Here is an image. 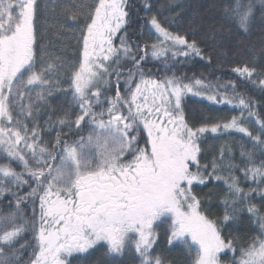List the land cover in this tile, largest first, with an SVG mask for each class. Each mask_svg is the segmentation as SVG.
I'll return each instance as SVG.
<instances>
[{
    "label": "snow or ice",
    "instance_id": "snow-or-ice-1",
    "mask_svg": "<svg viewBox=\"0 0 264 264\" xmlns=\"http://www.w3.org/2000/svg\"><path fill=\"white\" fill-rule=\"evenodd\" d=\"M40 7L38 0H0V203L10 209L0 210V264H72L100 247L112 260L165 264L156 252L162 233L168 245L180 242L194 252L193 264H264V42L231 68L259 89L256 100L233 80L178 73L181 58L211 57L195 31H173L175 19L152 0H143L142 18L156 36L150 45L126 39L131 0H68L66 20L81 25L83 63L69 66L67 80L80 111L74 119L65 112L57 123L95 127L87 136L75 132L71 142L58 133L45 145L38 126L25 123L59 86L53 65L40 67L46 63L37 51ZM220 11L226 25L247 33L258 13L264 20V0H222ZM149 59L161 63L162 76L145 67ZM55 67L57 74L63 69ZM33 85L45 88L38 102L25 104ZM102 96L108 106L97 110ZM185 97L238 115L190 125ZM206 133H240L247 142L236 151L222 147L202 163ZM209 183L222 190L201 198L200 186ZM213 195L223 209L218 217L203 207ZM244 213L258 230L241 244L225 229Z\"/></svg>",
    "mask_w": 264,
    "mask_h": 264
},
{
    "label": "trees",
    "instance_id": "trees-1",
    "mask_svg": "<svg viewBox=\"0 0 264 264\" xmlns=\"http://www.w3.org/2000/svg\"><path fill=\"white\" fill-rule=\"evenodd\" d=\"M38 2L41 6L36 23L38 53L41 51L45 56L43 60L51 59L56 61V59H59L62 61L65 58L64 56L67 55L68 48L69 51L75 52V55L68 54L69 61L74 62V58L78 57L80 48L74 36H70L67 39L63 34L68 33L67 36H69L73 29L74 34L77 33L78 36L80 31L78 26L80 25L66 20L64 16L62 9L66 6L68 0H38ZM76 2L84 3L85 0H76ZM152 2L161 9L165 16L175 19L173 31H180L181 34L195 31L198 42L201 43L206 56L211 57L210 62L207 59H200V57H192L187 60L181 58L179 63L176 64L178 73H187L189 77L195 74L198 78L207 77L212 80L217 78H221L224 81L233 80L241 92H246L256 100H260L258 88H253L231 72L232 67L249 61L248 49L255 47L258 51L262 42H264V20L261 19L259 13L251 30L247 33H242L236 27L224 23L220 11L222 0H175L172 8H168L170 0H152ZM131 3L135 6V12L133 13L132 21L126 26V39L131 44L144 45L146 44L145 34L148 27L142 23V18L146 14V10L143 9V0H131ZM177 12L180 13L179 17H176ZM128 66L130 67L131 65L129 64ZM145 67L151 69L153 74H157L158 70H160V76L164 74L159 61L154 62L149 59ZM67 80L68 78L65 77L64 83H67ZM121 88L123 89V85ZM108 95L111 97L114 95V91L109 92ZM101 106L103 108L108 106L103 96L101 97V105L97 106V110H100ZM79 111V108L73 103V95L66 93L52 98L43 109L38 113L35 112L34 125L38 126L44 144H52L58 133L69 142L79 138L75 135L77 131L80 132V135L86 136L89 123L82 124L79 130L75 128L69 129L67 126L57 123L59 119L63 118L65 112L74 119L72 114H78ZM184 112L189 124L196 126L238 115V110H233L228 106L212 105L195 97H185ZM27 125L29 128L33 127V125ZM246 142L247 138L240 133L228 134L219 142L213 144L202 141L201 148L204 152L202 163L211 160L222 147H231L233 151H236L240 144ZM237 163H239V159H237ZM13 166L16 167V165ZM210 190L218 193L222 189L214 187L211 183L207 187L200 186L201 198H203L204 193H208ZM203 207L210 215L216 217L223 210L215 195H213L210 204H204ZM0 210L4 214L10 211L3 203H0ZM257 230V225L249 220L247 213L241 214L237 223L225 229L226 232H231L232 236L241 244L252 235H255ZM160 243L161 241L158 242L156 252L165 261V264H188L182 254L174 250V246L166 243L168 245L166 247L165 243H161V245ZM27 256L28 253H25V258ZM221 258L222 260L230 261L232 257L229 254ZM72 264H129V261L126 259L113 261L104 257L101 253L93 252L89 255L75 258Z\"/></svg>",
    "mask_w": 264,
    "mask_h": 264
},
{
    "label": "rangeland",
    "instance_id": "rangeland-1",
    "mask_svg": "<svg viewBox=\"0 0 264 264\" xmlns=\"http://www.w3.org/2000/svg\"><path fill=\"white\" fill-rule=\"evenodd\" d=\"M47 1H49V0H47ZM50 1H53V0H50ZM93 0H85V2H86V4H90L91 2H92ZM84 2V3H85ZM93 3H94V1H93ZM69 26V25H68ZM79 27V30H80V27H81V25L80 26H78ZM70 29H72L71 27H70ZM75 29V28H74ZM72 33L71 34H69V36H67L68 35V33H64L63 35L64 36H66L67 37V39H69L68 37H72V36H74V38H75V41H77V43H78V47L80 48H78L79 49V54H78V57H75L74 58V62L72 61H69V57H68V54H73V55H75V52H71V51H69V49L67 48V55H65L64 57L65 58H63V60L61 61V60H59V59H56V61H53V60H51V59H49V60H44L46 63L44 64V65H41L40 67H41V69L43 68V67H45V66H47V64H51V65H53V67H52V70H51V73H50V75H51V78H52V81H53V83H56L57 81L59 82V86L57 87V88H54L52 91H53V94L51 95V96H48L47 97V99H46V101H44L43 103H42V105H41V107H40V109H39V111L41 110V109H43L46 105H47V102L49 101V100H51L52 98H54V97H56V96H58V95H61V94H72V92L69 90V85H68V83H64V78L65 77H67L68 78V71H69V66L70 65H76L77 67L80 65V64H82L83 63V47H82V41L80 40V31H79V34H78V36H77V33L76 34H74V32H73V29H72V31H71ZM73 34V35H72ZM77 37V38H76ZM153 42H156V36L153 34V32L148 28L147 29V31H146V34H145V43L146 44H151V43H153ZM76 43V42H75ZM67 46V45H66ZM71 52V53H70ZM39 55H40V57H41V59H45L44 57V55L42 54V52L40 51V53H38ZM80 55V56H79ZM47 58V57H46ZM154 62L156 61V60H153ZM58 62V63H57ZM123 62V61H122ZM57 64H62L63 65V69L61 70V71H59V73L57 74V71H56V65ZM66 75V76H65ZM65 76V77H64ZM123 84H121V86H122ZM30 88H31V91L30 92H26V94H25V96H24V98H23V102L25 103V104H27V103H36V102H38L37 101V96H38V93H41L43 90H44V88H45V86H43V85H41V86H35V85H33V86H29ZM92 91H95V89H93ZM207 102V101H206ZM98 106V105H97ZM35 113V112H34ZM34 113H33V115H34ZM105 118H107V117H105ZM25 123H27V124H29V125H34L35 123H34V120L33 119H27V120H25ZM95 127V125H93V124H88V132H87V135L93 130V128ZM248 127L250 128V129H252L254 126L253 125H251V124H249L248 125ZM86 135V136H87ZM226 135H228V134H222V133H216V134H211V133H206L202 138H201V140L203 141V142H207V143H210V144H213V143H217V142H219L223 137H225ZM159 241H161V243H165V245H166V241H165V239H164V236H163V233L161 234V238H160V240ZM161 243H160V245H161ZM168 245H166V247H167ZM170 246H174V250L175 251H179L181 254H182V257L184 258V260L188 263V264H193V258H194V255H195V253L194 252H192V253H190V252H188L185 248H184V246L180 243V242H174V244L173 245H170ZM93 252H98V253H101L102 255H104V257H106V258H108V259H110L108 256H106L105 255V249L103 248V247H100V248H97V249H95V250H92V251H90L89 253H85V254H82V255H80V256H78V257H82V256H86V255H89V254H91V253H93ZM120 259H126V260H128L129 261V257L128 256H125V257H121V258H118V259H116V260H120ZM110 260H112V259H110ZM116 260H113V261H116Z\"/></svg>",
    "mask_w": 264,
    "mask_h": 264
}]
</instances>
